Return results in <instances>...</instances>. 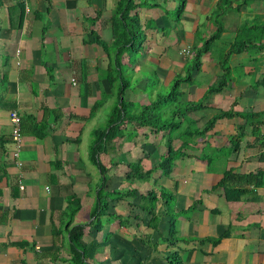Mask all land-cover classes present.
Masks as SVG:
<instances>
[{
  "label": "crops",
  "instance_id": "1",
  "mask_svg": "<svg viewBox=\"0 0 264 264\" xmlns=\"http://www.w3.org/2000/svg\"><path fill=\"white\" fill-rule=\"evenodd\" d=\"M147 1L157 4L132 10L137 14L144 35L146 33L142 48L149 47L141 51L138 60H142L140 65L147 70L154 71L158 81L166 84L171 81L173 72L183 69V60L189 54H180V49L187 46L190 50L194 47L188 44L193 40L194 27L189 33L181 34L185 43L177 49L178 58L169 62L171 65L179 63V68L170 72V65L162 64L157 51L160 46L170 43H159L160 40L157 42L155 38L153 44L152 39L157 30L161 31L160 23H167V8L171 7L172 0ZM216 1L184 0V4L190 2L192 6L196 5L204 20H209V8H214ZM223 1L228 5L221 9V16L229 9H233L231 13H236V16L220 18L219 25L207 22L195 46H201L206 38L218 32L214 38L222 40L223 48L203 53L206 57L202 68H209L220 76L223 70L221 64H224L220 62L221 56L228 52L231 42L241 33L243 38L251 39L250 45L254 47L252 55H246L245 51L232 52L228 54L225 64L228 72L231 67H241L246 73L253 72L251 74L254 76L247 84L225 82L213 103L206 101L202 103L203 107L215 112L227 110L219 108L225 101L221 96L224 94L230 101L228 106L232 111L264 110V87L257 83L264 76V0ZM116 2L0 0V71L5 75L4 81H0V168L3 170V174H0V264H66L63 261L65 252L54 249L65 243L66 198L72 195L78 200V211L84 205L90 206L85 224L77 223V211L69 225L83 226L85 261L89 264L104 259L107 264H131L134 258L136 262L133 264L138 261L140 264H167L165 257L173 251L181 264H264V173L262 184L248 185L247 190L236 198H229L232 196H227L223 187H213L220 180L223 170L232 168L236 173L264 170V159H258L256 148L245 144L251 140L247 133L233 146L227 142L226 136L239 129L237 116L217 119L204 135H196L201 139L194 146L191 144L189 150H184L190 154L186 158L191 160L188 162V176L170 173L160 177L157 171L150 175L151 179H155L152 187L156 192L162 186L168 189L170 202V210H166L161 199L155 203L153 212L157 218L153 229L149 228L148 217L138 207L141 202L138 194L145 193L151 187V181L138 180L136 186L126 188L129 179L123 178L122 173L129 159L139 158L143 169L158 163V158L157 161H149L152 152L145 156L141 153L144 146L152 151L157 148V156L161 154L159 146L155 147L139 136L140 133L150 135L148 129H132L139 137L131 140L126 137L131 130L129 125L124 124L122 129L113 131L104 150L97 154L95 164L88 153L93 139L87 150L80 152V136L88 131L83 126L93 120L97 110L95 108L90 113L93 104L100 102L101 107L109 101V111L114 103V95L103 75L106 55L95 43V36L104 42L111 40L109 17L116 10ZM246 22L250 24L248 28L243 26ZM216 55L219 59H215ZM128 60L123 55L121 66L128 64ZM228 76L227 80H231L230 74ZM143 82L144 78L138 86L145 88V84L141 85ZM226 85H231L233 91L228 93L224 90L220 94ZM186 88L192 89V92L184 90L189 97L187 101L202 99L205 93V90L201 93L197 87ZM212 93L217 92L209 94ZM141 94L146 98L144 93ZM123 97L146 104L129 89L123 92ZM10 110H15L21 118H34L37 124L35 129L29 131L24 122V131L20 130L18 158L13 157L14 145L9 135ZM191 117L199 121L197 130H201L207 121L200 115ZM96 128L101 127L89 130L88 134L92 135ZM261 131L264 132V126H261ZM225 149L227 153L222 155ZM201 151L223 157L210 158L206 165L207 159L197 157ZM17 161L20 162L19 166L16 165ZM98 163L106 168L104 191L113 189L117 194L111 193L105 198L107 215L100 217L103 221L101 228L94 231L88 223L91 220L89 214L96 203ZM87 165L93 167L98 178L94 175L90 177L87 171L83 172ZM116 173L119 176H115ZM177 180L182 184L178 185ZM13 185L14 197H11ZM131 188L135 190L131 199L138 201H131L137 209L132 214L127 207L130 206V197L124 195ZM117 196L121 197L117 199ZM169 220L172 223V236L166 239L169 236ZM107 232L109 236L103 240ZM140 232L146 238L139 236ZM19 240H24L26 244L11 243Z\"/></svg>",
  "mask_w": 264,
  "mask_h": 264
},
{
  "label": "trees",
  "instance_id": "2",
  "mask_svg": "<svg viewBox=\"0 0 264 264\" xmlns=\"http://www.w3.org/2000/svg\"><path fill=\"white\" fill-rule=\"evenodd\" d=\"M156 2H146V0H117L116 2V10L113 11L109 17V27L111 29V40L109 42L102 41L98 36H95V43L99 45L104 51L107 59L106 67L103 72L105 76V80L110 87L111 92L114 94V103L112 104L110 110L106 114L104 127L102 126L99 129L93 130V141L89 146V157L95 164V160L97 154L100 151H103L105 146L110 140L112 132L115 130L122 129L126 124L130 126V129L139 128L142 126H147L148 133L153 134L155 136L157 133H160L163 136L164 132H169L171 129H175L179 127L180 120L174 121L173 118L175 115H179L181 113H186L191 110L198 109L199 107H203L202 101L198 104H194L191 101H183V108L180 107L181 91L178 87L181 83L187 80V78L191 77L190 74H187L184 78L171 79L172 84H170L171 88L168 92L164 94L156 95V97L149 101L146 104H138L136 101L125 100L123 97V92L126 89H129L132 92V87L129 86V79L122 77V69L121 68V58L123 55L130 60L129 56L136 50V47L143 45L144 41V32L139 24V20L136 12L133 13L136 7H154ZM228 4L223 0H217L215 3L214 9H216L215 16L221 13V9L223 10ZM184 6V0H179L177 5V13L182 11ZM131 12V13H130ZM148 26V23L145 24V27ZM215 33L208 38H206L201 46L196 48V53L194 55V66L198 67L200 62L198 61L201 53H205L208 50V41L213 39L216 35ZM238 36V34H237ZM239 39V40H238ZM251 43V39L247 38H235L231 42V47L228 52L221 56V63H224L221 66L223 67L222 73L219 76L218 81L215 86H211L205 89V93L202 97V100L210 93V92H218L221 87L225 84L226 80L229 78L227 66L225 64L226 58L229 53L232 52H241L245 51L246 46H249ZM135 45V46H134ZM259 46L258 44H255ZM195 48V47H194ZM128 60V62H129ZM225 65V67H224ZM184 67V66H183ZM185 69V68H183ZM48 71H46V74ZM5 75L0 71V81H4ZM188 81V80H187ZM116 82V89L113 88V83ZM259 85L264 87V76H262L259 81H257ZM169 86V87H170ZM180 97V99H178ZM1 102V100H0ZM182 103V102H181ZM100 105V102L93 104L91 107L90 113ZM12 107V105L10 106ZM181 109V110H180ZM239 112L232 110H218L212 114V116L205 122L204 127L201 130L195 129L191 135H203V133L210 129L217 119L221 118H229L237 116ZM244 113V112H243ZM247 115L240 116L243 118L244 122L238 125L236 133L231 134L230 138H227V142L233 146L234 140H240L245 137V133H247V137H250V141H246V145H252V147L256 148L259 156L258 159H264V132L261 131V126H264V110L261 111H250L246 112ZM19 116V115H18ZM30 118V121L28 120ZM246 118V119H245ZM34 118L26 116V118H21L19 116L20 130L24 131V122L26 121L27 127H29V131L35 129V121ZM249 120V121H248ZM247 127V131L246 128ZM28 129V128H27ZM173 149V150H172ZM185 148L182 147L180 143L176 148H173L170 138L165 139L164 149L160 154V158L157 164L150 166L147 169H143L140 165V159L136 158L131 160L125 164V170L123 173V178L131 179V180H139L148 182L151 181V187L148 188L145 193L138 194V200L140 204L138 205L139 209H141L146 217H148V225L150 229L155 228L156 226V214L153 212V208L158 199H161L165 204L166 210H170V202L166 196H169V191L166 188L159 187L157 192L153 189V185L155 183V179H151L150 176L155 171H158V176L166 175L170 172V160L171 158H175V155L180 158L189 156L190 154L184 151ZM174 152V156L170 154V152ZM223 155V154H222ZM222 155H207L205 152H200L198 158L201 160H205L206 165L211 161L210 158L223 157ZM98 174H99V184L97 186V190L95 192L96 203L93 210H91L89 214V218H91L88 225H91L94 231H98L101 228V224L103 221L100 220L101 216H106L105 213L107 204L105 198L107 195L111 193L117 194L116 190H110L109 192H105V172L106 168L102 167L99 163L97 165ZM2 168H0V174H3ZM264 170L257 169L254 172H246V173H236L232 168L223 170L222 176L220 180L213 187H223L224 193L228 196H232L229 198H236V196H240L243 192L247 190L248 185L258 186L262 184V176ZM243 182V183H242ZM239 184H242L239 188ZM14 185L11 186V197H14L12 193V189ZM135 190L133 188L129 189L124 193L131 198H133ZM223 193V194H224ZM230 194H236L235 196ZM121 196H117L116 198H120ZM129 201V205L131 202ZM66 222L64 226V232L66 233L65 243L55 247V251L62 250L66 254V258L63 260L66 264H89L85 261V253H86V245L82 241V236L84 234V229L82 225L74 224L70 225L73 215L78 211L79 205L77 198L72 195L66 198ZM109 217V216H107ZM172 223L169 220V228L168 234L169 237L172 236ZM109 236V233H105L103 240H105ZM171 241H169L170 243ZM14 245H23L26 244L24 240H19L18 242H11ZM167 264H181L178 255L176 252L169 253L166 257ZM23 262L22 264H24ZM137 264H140L138 261Z\"/></svg>",
  "mask_w": 264,
  "mask_h": 264
},
{
  "label": "rangeland",
  "instance_id": "3",
  "mask_svg": "<svg viewBox=\"0 0 264 264\" xmlns=\"http://www.w3.org/2000/svg\"><path fill=\"white\" fill-rule=\"evenodd\" d=\"M179 0H172L171 3V7L167 8L168 13H167V17H166V24L164 25V22H161L160 25L162 26L161 31L157 30V34H155L153 36L152 39V43L154 44L155 38L157 39V42H163V41H167V43H170L169 45H162L160 46L159 50V60L162 62V64H169L170 61H175L178 57H177V49H179L184 43L185 41L182 39L181 34L186 33V32H190L192 26L194 27L193 30V40L191 42H189L188 44H192V48H190L189 50V54L186 56V58L183 60L184 62V67L185 69L179 70L177 72H173L176 71L179 67V63L178 65H175V63L173 65H170L171 71L173 72L172 74V79H178V78H184L187 74H190L191 77L187 78L186 81H184V83L179 85V89L182 91L183 93L181 94V102H180V107L183 108L184 103L187 102L186 99H189V97L187 96V92H192V89H185V86H193V87H197L201 90V93L203 90L206 89V87L208 86H215L216 82L219 79V76H216V72L214 73L212 70H209V68H202V66H204V58L206 57V55H202L203 53H201V56H199L198 61L200 62V64H198L197 66L193 65V59L195 58L194 55L196 53V48L197 46H195L196 44V39L202 37L204 31H205V27L207 25V22H214L217 25L220 24V18H224V16L226 17H232L233 15L236 16V13H231L232 10L229 9L226 11V13L222 15V13L218 14L217 16H215L216 13V9L214 8H209V11L211 12L210 18L209 20H204V18L202 17V14L199 13V8L194 5L192 6V4L189 3H185L184 7L182 8V11L180 13H177V6L178 5ZM167 3V2H166ZM168 4V3H167ZM169 5V4H168ZM176 16H178V19H176ZM238 16V15H237ZM245 19V18H244ZM248 25L250 26L249 22H246L245 24L243 23V26H245L244 28H248ZM162 33V34H161ZM168 34V36H167ZM146 35V33H145ZM144 35V36H145ZM146 37V36H145ZM243 35L240 33V35L238 34L237 38H242ZM148 39V37H147ZM239 40V39H238ZM173 41V42H170ZM222 40L221 39H210L208 41V50L212 49V51H218L220 48H223L222 45ZM176 42V43H175ZM135 46V45H134ZM143 45H140L139 47H136V50L129 56L130 60L128 62V64H126L122 69V77L124 78H128L129 79V86L128 87H132V91L135 94L136 98L140 101H142V103H148L149 101L153 100L156 95L159 94H164L166 92L169 91V89L171 88L170 84H172V81L164 84L161 81H158L157 75L154 73V71L151 70H147L143 65H140V63L142 62V60H138L139 55L141 54V51L143 50ZM154 47V45H153ZM147 48H149L148 46H144V50H147ZM245 52L246 55H252L253 51H254V47L249 45L246 46L245 48ZM158 54V52H157ZM213 56V55H211ZM218 57V58H217ZM215 59H219V56H215ZM203 64V65H202ZM168 67V66H167ZM166 72V71H165ZM165 72L163 73V76L165 75ZM253 73V72H251ZM250 72H245L243 70V68L241 67H231V70L229 71L230 74V79L232 80H227L226 83L228 84V82H233V84H240L242 83H249V79L252 78L254 76V74H251ZM218 77V78H217ZM145 79V82H143L141 85H146L145 88L138 86V83L141 79ZM164 79V77H163ZM185 84V86H184ZM116 85L117 83L114 82L113 83V88L116 89ZM170 86V87H169ZM231 85H226V87L220 91V94L225 90L228 93H231L233 91V89L230 87ZM186 90V91H184ZM141 93H144L146 98L144 97V95H142ZM141 94V95H140ZM218 94L217 93H212L207 95L203 100L201 98L191 101L194 104H198L200 102V100L202 101V103H205L207 101V103H213L214 101V97ZM114 95V94H113ZM140 95V96H139ZM139 96V97H138ZM221 96L224 97V102L223 105L221 104V106H219V108L223 109L226 108L227 110H231V107L228 106L229 104V100L227 98L226 95L221 94ZM180 97H178V99H180ZM201 97V95L199 96ZM136 101V99H135ZM183 101H185L183 103ZM227 101V103H225ZM188 103V102H187ZM206 103V105H207ZM240 103V102H239ZM218 107V105L216 106ZM256 108V106L254 107V109ZM97 109V110H96ZM96 113L95 116L93 118L92 121H89L87 123L84 124V128H87L88 131H84L82 133V135L80 136V143L78 144V148L80 150V152H85V150H87V147L89 145V143L91 142V139L94 138L93 136V132L92 135L88 134L89 130L100 126V127H104L105 124V119H106V114L107 111L109 109V101L106 104H102L101 107L97 106L96 107ZM181 110V109H180ZM196 110H191L188 111V113H181L179 115H175L173 120L177 121L180 120V125L179 127L175 128V129H171L169 132H164L163 136L160 135V133H157L155 136H153L152 134H139V136L142 137V140H145V142H149L154 144L155 147H160V151L162 152V150L164 149V143H165V139L166 138H170L171 144L173 146V148H176L180 143L182 144V147L185 148L186 150H189V146H191V144L197 142L199 139H201V137L198 136H192L191 133L199 128V121L194 120L191 116L192 115H200L201 117L204 118L205 120H208L212 114L215 112L213 109L211 110V108L209 107H203L202 109H198V111L194 112ZM217 111V110H216ZM252 111L251 109L248 110V112ZM244 112V113H243ZM241 111L238 114V124H241L242 122H244L243 118H241L240 116H245L247 115V111ZM246 119V118H245ZM249 121V120H248ZM241 122V123H240ZM148 127L147 126H142L140 127V129H144L146 130ZM247 128V127H246ZM245 128V129H246ZM204 135V134H203ZM137 134H135V131L130 130L128 131V134L126 135V137H128L129 140L131 139H136ZM227 138H230V135L226 136ZM139 139V138H138ZM154 139V140H153ZM151 141V142H150ZM236 140H234L233 142H235ZM205 143H209L206 142ZM204 144V143H202ZM141 148H143V150L141 151V153L145 155L150 154V160L154 162L155 160L157 161L160 157L157 156V148L155 151H152L148 148H145L144 146H142ZM150 150V151H149ZM173 150V149H172ZM134 151V150H133ZM227 153V150H223L222 154ZM171 155L174 154L173 151L170 152ZM174 156V155H173ZM153 158V159H151ZM158 158V159H157ZM188 159V160H187ZM187 160V161H186ZM129 161H131V159H129ZM128 161V162H129ZM159 161V160H158ZM191 162V160L189 158L186 157H182L180 158L179 156L175 155V158H171L170 160V172L166 175H161L160 177H165L167 175H171L172 173H175L178 175V173L181 176H188L189 173H187V169L190 167L189 163ZM89 172L90 173V177H94L98 175L95 171H93V167L90 165H87L84 167V171L83 172ZM159 171V170H158ZM157 171V173H159ZM118 172V171H117ZM171 173V174H170ZM94 175V176H93ZM119 176V174L116 173L115 176ZM120 178V177H119ZM162 179V178H161ZM178 185L182 184L180 182V180H177ZM139 183L138 180H131L129 179L127 181L126 184V188L131 186H136V184ZM164 188V186H162ZM168 190V189H167ZM166 198H169V196L167 195ZM130 201V199H129ZM131 202V201H130ZM132 202H138L137 199L132 200ZM132 206H128L129 210L132 213H135V210H137L133 205ZM89 209L90 206L89 205H84L77 213V223L80 224H85L88 221V213H89ZM174 210V209H173ZM139 236H141L142 238H146L142 232H140L138 234ZM135 251V250H134ZM104 259V258H103ZM134 262H136V258H134V260L131 261V264H133ZM95 264H107V262L104 260L101 261H94Z\"/></svg>",
  "mask_w": 264,
  "mask_h": 264
},
{
  "label": "built area",
  "instance_id": "4",
  "mask_svg": "<svg viewBox=\"0 0 264 264\" xmlns=\"http://www.w3.org/2000/svg\"><path fill=\"white\" fill-rule=\"evenodd\" d=\"M180 54H188L189 49L187 46L181 48L179 51ZM73 83L74 80L71 79ZM8 119L10 123V139L14 145L13 157L18 158V151L21 145V132H20V123H19V116L15 110L8 111ZM16 165L19 166L20 162H16Z\"/></svg>",
  "mask_w": 264,
  "mask_h": 264
}]
</instances>
